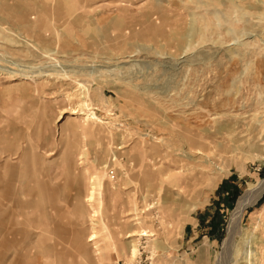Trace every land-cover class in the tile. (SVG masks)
<instances>
[{"label": "rangeland", "instance_id": "obj_1", "mask_svg": "<svg viewBox=\"0 0 264 264\" xmlns=\"http://www.w3.org/2000/svg\"><path fill=\"white\" fill-rule=\"evenodd\" d=\"M263 186L264 0H0V264H264Z\"/></svg>", "mask_w": 264, "mask_h": 264}, {"label": "bare ground", "instance_id": "obj_2", "mask_svg": "<svg viewBox=\"0 0 264 264\" xmlns=\"http://www.w3.org/2000/svg\"><path fill=\"white\" fill-rule=\"evenodd\" d=\"M263 191H264V186L261 187L259 190H257L255 193L251 192V193H246L245 195H243L238 202V205L236 208L237 211L242 212V211H244L245 208L253 205V203L261 196ZM90 200H91V198L89 197L88 201H90ZM139 235L140 236H147L148 234H146L145 232H142ZM128 237H131V235H128L126 238H128ZM134 253H135V249H132V254H134Z\"/></svg>", "mask_w": 264, "mask_h": 264}]
</instances>
